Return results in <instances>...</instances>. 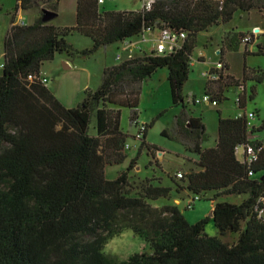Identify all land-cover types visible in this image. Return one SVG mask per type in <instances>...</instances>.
Wrapping results in <instances>:
<instances>
[{"label": "trees", "instance_id": "obj_1", "mask_svg": "<svg viewBox=\"0 0 264 264\" xmlns=\"http://www.w3.org/2000/svg\"><path fill=\"white\" fill-rule=\"evenodd\" d=\"M38 1L17 0L3 44L0 264H117L100 255V248L105 233L126 227L148 246L126 264H264V147L251 161L240 147L262 143L258 132L264 123L249 128L245 112L223 117L218 110L217 143L205 147L206 126L202 117L186 110L184 92L199 32L231 21L238 10L264 13V0H154L150 9L138 10H103L99 0H77L75 25L46 22L43 10L30 24L24 19L16 22L20 9L28 10ZM41 1L58 11L60 0ZM165 28L186 33L180 47L162 54L153 49L105 67L100 85L86 91L75 107L63 104L47 83L28 76L40 73L43 63L57 53L89 56L145 30ZM73 30L90 37L91 46L76 48L68 39ZM255 35L233 30L225 35L229 41L223 38L219 55L223 66L218 69L223 86L211 94L208 80L204 93L215 95L220 103L228 98L225 87L242 85L239 78L225 73L229 64L223 53L239 49L242 42L245 54L249 53L248 45L253 42H248ZM254 40V53L264 54V33ZM159 67L168 68L172 102L182 106L175 118L176 131L181 139L193 134L191 150L198 155L197 169L183 177L176 173L182 181L180 190L157 178H145L137 185L130 182L136 157L116 178L106 176L108 164L127 159L129 136L120 126L121 110L107 104L130 107L131 123L137 124L142 82ZM247 78L262 82L264 72L245 69ZM238 98L239 108H244V97ZM145 125L140 148H156L146 139L150 124ZM183 142L187 144L186 139ZM173 189L200 199L210 192L213 215L189 221L178 204L160 201L171 198ZM211 219L216 235L205 229Z\"/></svg>", "mask_w": 264, "mask_h": 264}, {"label": "rangeland", "instance_id": "obj_2", "mask_svg": "<svg viewBox=\"0 0 264 264\" xmlns=\"http://www.w3.org/2000/svg\"><path fill=\"white\" fill-rule=\"evenodd\" d=\"M3 11L0 14V63H2V51L6 33L9 29L11 14L14 12L17 0H0ZM74 0H63L61 3V12L58 17L51 20L50 23L67 26L76 24ZM103 10H138L143 7V0H105L99 5ZM44 8L50 9L48 3L39 0L32 8L20 11L22 19L27 23H32ZM19 12V11H18ZM8 19V20H7ZM5 20H7L5 22ZM5 24V26H4ZM256 28H261L257 31ZM149 29L143 31L137 37L131 39L136 42L133 53L128 56L142 55L149 53L153 45L160 44L159 31ZM234 30L235 32H245L247 35L256 33L258 37L264 33V13L253 9L249 12L238 10L231 21L215 24L209 30L201 31L198 34V44L193 53L191 71L188 80L184 86V92L187 95L186 110L192 116L202 117L206 126L208 139L202 144L205 147L215 145L218 138V119L219 111L223 117L235 116L240 111L247 113L255 111L256 116L252 119L256 127L264 123V78L262 82H257L247 78L244 80V71L260 68L264 72V54H255L256 48L255 36L249 43V53L245 54V42H242L239 49H225L224 57L229 64V72L239 78L241 86L229 85L224 88L225 95L228 97L219 103L218 106L208 103H194L192 96L202 97L208 80L210 83L209 92L215 94L218 86H223L224 82L218 79H212L211 70L219 67L220 48L223 38L229 41L226 34ZM68 39L71 40L76 48L83 49L90 47L92 40L77 30H73ZM145 39V40H144ZM144 40V41H143ZM119 42L100 48L97 52L89 56H67L63 53H57L51 60H46L42 65V72L48 77L47 86L55 93L59 99L65 101L66 106L75 107L86 96V91L97 89L102 80L103 68L118 63L116 55L120 57L122 49L118 47ZM165 45H168L166 43ZM223 46L225 47L224 43ZM146 49V50H145ZM162 54V53H161ZM201 55V56H200ZM202 55L205 56L202 57ZM125 56V55H123ZM206 59L205 61L198 60ZM65 62L70 64V68L65 66ZM2 68H0L1 73ZM225 73H228L225 71ZM169 70L167 67H159L150 77L142 82L141 91L138 94V104L136 109L139 112L137 124L131 123V108L120 106L119 104L108 103L107 106L112 109L121 110L120 126L124 132L129 134L128 143L130 146L126 149L127 159L120 164H108L106 166V176L110 179L116 178L122 171L126 170L132 158L136 157L134 167L130 170V182L137 185L145 178H157L165 184H172L181 189L182 181L176 176V173L197 169L196 161L198 155L193 152L194 140L193 134L188 137H180V133L175 128V118L181 110V105L174 106L171 96L169 83ZM221 83V84H220ZM254 96L251 98V95ZM242 95L246 101L244 108H239L238 97ZM214 99L217 97L214 95ZM140 121V122H139ZM150 124L147 134V141L155 144L157 147L149 149L147 146L140 148L141 140L136 139L135 134L138 126L142 123ZM260 138H264V127L258 132ZM186 139L187 144L183 142ZM7 146V143H4ZM170 176V177H169ZM135 192V190H133ZM181 192L173 189L171 198H162L167 202H174L176 196H181ZM210 195V196H209ZM211 194H207L198 201L195 207L188 208V197L182 199L179 204L186 218L194 222L203 217L212 214ZM159 203L158 201H156ZM190 202V200L188 201ZM188 209H187V208ZM206 232L209 235L218 234L214 221L211 219L206 224ZM144 243V249H148L147 242L141 238Z\"/></svg>", "mask_w": 264, "mask_h": 264}, {"label": "built area", "instance_id": "obj_3", "mask_svg": "<svg viewBox=\"0 0 264 264\" xmlns=\"http://www.w3.org/2000/svg\"><path fill=\"white\" fill-rule=\"evenodd\" d=\"M154 0H143V7L144 9H150L152 4H153ZM99 3H104V0H99ZM23 22V20H21ZM186 37V33L183 31H176L172 28H165V29H161L159 31V41L160 44H157V48L158 51H160V53H166V52H170L175 48H178L182 45V41L183 39ZM250 39L249 36L245 37V40L248 41ZM166 43H168V45H165ZM119 57V56H118ZM219 63V67L217 66V71L215 72H210V76L212 77V79H219V74H218V69L222 68V63L220 61H218ZM4 65V63H0V67L2 68ZM29 78L31 80L34 79H38L40 81H42L43 83H47L48 82V77L46 76V74H44L42 71L40 73H31L28 75ZM192 100L194 103H208V104H212L217 106L219 104V102L215 99L212 98V96L210 95V93H204L202 97H197L195 95L192 96ZM237 101L240 103L239 98L237 99ZM242 112H240L238 114L241 115ZM246 114V119H247V123L249 128H252L253 123H252V119L256 116V113L254 111H250L245 113ZM139 131L136 134V139H140L143 136V133L146 129V125L145 123H142L139 126ZM130 146L129 143L126 144V148H128ZM242 149L243 154L246 152L248 154V159L249 161L256 159L258 156V152L262 150V148L264 147V141L260 144L254 145L252 143H247L245 144V146H240ZM240 147H237V152L241 151ZM184 172H177V176L178 177H183ZM200 197L198 195L194 196L192 200H190L189 202V207H193V204L195 203L196 200H199Z\"/></svg>", "mask_w": 264, "mask_h": 264}, {"label": "clouds", "instance_id": "obj_4", "mask_svg": "<svg viewBox=\"0 0 264 264\" xmlns=\"http://www.w3.org/2000/svg\"><path fill=\"white\" fill-rule=\"evenodd\" d=\"M104 235L106 238L102 242L100 255L115 259L117 264H126L133 256L143 254L144 243L130 227Z\"/></svg>", "mask_w": 264, "mask_h": 264}, {"label": "crops", "instance_id": "obj_5", "mask_svg": "<svg viewBox=\"0 0 264 264\" xmlns=\"http://www.w3.org/2000/svg\"><path fill=\"white\" fill-rule=\"evenodd\" d=\"M62 1L63 0H60V3H59V9H58V16H59V14H60V12H61V3H62ZM75 2H76V5H75V14H76V6H77V0H74ZM104 2H105V0H104ZM20 11H21V9L19 10V12H17V15H16V22H21V20H23L22 19V16H21V14H20ZM57 16V17H58ZM8 20V19H7ZM7 20H5V22L7 21ZM4 26H5V24H4ZM11 26V22L9 23V27ZM258 29H260L259 31H261V28H258ZM234 31V30H233ZM145 40V39H144ZM143 40V41H144ZM255 42V41H254ZM135 43H137V41L136 42H133V41H131V40H126V41H119V43L117 44L118 45V47L120 48V49H122V54L120 53V57H118V54L116 55V60H118V63L120 62V61H122V60H124V59H126V58H129V57H131L130 55L128 56V54L129 53H133L134 51H138L139 50V48L136 50V49H134V45H135ZM113 44V43H112ZM108 45H110V44H108ZM107 45V46H108ZM249 46V45H248ZM155 50V51H157V52H159L160 53V51H158V48H157V45L155 44V45H153L152 47H151V50ZM146 50V49H145ZM228 50V49H227ZM224 53H225V50H224ZM224 53H223V55H224ZM123 55H125V56H123ZM133 56V55H132ZM70 57V56H69ZM202 57H204L205 58V56L204 55H202ZM198 60H202V61H205L206 59H199L198 58ZM224 60L226 61V59H225V57H224ZM2 61H3V51H2ZM227 62V61H226ZM115 64H117V63H115ZM71 66H70V64H69V67L68 68H70ZM107 67V66H106ZM1 68V67H0ZM104 69H105V67L103 68V71H104ZM230 69V68H229ZM214 70V69H213ZM226 71V70H225ZM226 72H228V73H230L229 72V70L228 71H226ZM231 74V73H230ZM103 76V75H102ZM102 81V80H101ZM101 81H100V83H101ZM100 83H99V85H100ZM186 84V83H185ZM98 85V86H99ZM224 94H225V92H224ZM196 96V95H195ZM59 98V97H58ZM60 100L62 101V103L63 104H65L66 105V103H65V101H63V99H61L60 98ZM219 111H220V113H221V109L219 108L218 109ZM222 114V113H221ZM239 114V113H238ZM238 114H237V116H238ZM219 120V119H218ZM140 122V121H139ZM145 123V122H144ZM146 139H147V137H146ZM218 139V138H217ZM217 139H216V143H217ZM216 143H215V145H216ZM215 145H213V146H215ZM238 152H240V151H238ZM210 193V192H209ZM211 194V193H210ZM181 196L182 197H180V196H176L175 198H174V202L173 203H176V204H180V203H182V199L183 198H185V197H188V200H187V203H188V201L189 200H192L193 199V197H194V195L193 194H190V193H188V191H183L182 193H181ZM210 196V195H209ZM160 201H163V200H160ZM196 201H198V200H196ZM196 201H195V204H196ZM165 203H172V202H165ZM159 204L160 205H162V204H164V202L163 203H160L159 202ZM195 204H194V207H195ZM211 204H212V206H211V209H212V211H213V201L211 200ZM180 207V206H179ZM197 221V220H196ZM195 222V221H194ZM208 233V232H207Z\"/></svg>", "mask_w": 264, "mask_h": 264}, {"label": "water", "instance_id": "obj_6", "mask_svg": "<svg viewBox=\"0 0 264 264\" xmlns=\"http://www.w3.org/2000/svg\"><path fill=\"white\" fill-rule=\"evenodd\" d=\"M58 16V12L57 11H53L51 9H47V8H44L43 9V20L44 21H51L53 19H55L56 17ZM256 30L258 31L259 29L256 28ZM65 66L68 68L69 67V64L65 62ZM211 216L213 215V211H212V214H210Z\"/></svg>", "mask_w": 264, "mask_h": 264}, {"label": "bare ground", "instance_id": "obj_7", "mask_svg": "<svg viewBox=\"0 0 264 264\" xmlns=\"http://www.w3.org/2000/svg\"><path fill=\"white\" fill-rule=\"evenodd\" d=\"M260 30V29H259Z\"/></svg>", "mask_w": 264, "mask_h": 264}]
</instances>
